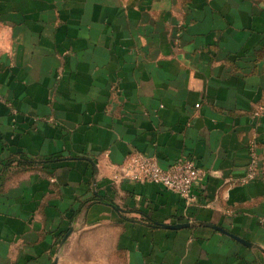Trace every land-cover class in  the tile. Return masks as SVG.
I'll list each match as a JSON object with an SVG mask.
<instances>
[{
	"label": "crops",
	"instance_id": "0c3cea01",
	"mask_svg": "<svg viewBox=\"0 0 264 264\" xmlns=\"http://www.w3.org/2000/svg\"><path fill=\"white\" fill-rule=\"evenodd\" d=\"M262 103L264 0H0V264H264Z\"/></svg>",
	"mask_w": 264,
	"mask_h": 264
},
{
	"label": "built area",
	"instance_id": "2783aa9c",
	"mask_svg": "<svg viewBox=\"0 0 264 264\" xmlns=\"http://www.w3.org/2000/svg\"><path fill=\"white\" fill-rule=\"evenodd\" d=\"M264 114V103L253 113L254 118ZM258 142L250 144V161L244 182L255 178L259 171ZM202 172L193 158H184L169 168H164L156 157L134 154L123 168V176L133 182H148L160 185L179 195L187 205L196 200L195 183Z\"/></svg>",
	"mask_w": 264,
	"mask_h": 264
},
{
	"label": "water",
	"instance_id": "95a60500",
	"mask_svg": "<svg viewBox=\"0 0 264 264\" xmlns=\"http://www.w3.org/2000/svg\"><path fill=\"white\" fill-rule=\"evenodd\" d=\"M164 227L169 228V229H182V228L189 227V224H179V225H175V226H164ZM238 240L243 242V240H241V239H238ZM54 264H57V260L54 262Z\"/></svg>",
	"mask_w": 264,
	"mask_h": 264
}]
</instances>
